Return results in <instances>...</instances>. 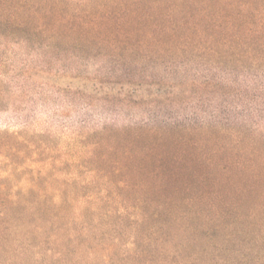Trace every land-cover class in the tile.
I'll use <instances>...</instances> for the list:
<instances>
[{"label": "rangeland", "instance_id": "374dc122", "mask_svg": "<svg viewBox=\"0 0 264 264\" xmlns=\"http://www.w3.org/2000/svg\"><path fill=\"white\" fill-rule=\"evenodd\" d=\"M187 145L248 159L203 213ZM0 197V264H264V0H0Z\"/></svg>", "mask_w": 264, "mask_h": 264}, {"label": "trees", "instance_id": "16d2710c", "mask_svg": "<svg viewBox=\"0 0 264 264\" xmlns=\"http://www.w3.org/2000/svg\"><path fill=\"white\" fill-rule=\"evenodd\" d=\"M139 87L131 89V91L138 92ZM188 146V145H187ZM245 148V147H243ZM194 149H197L196 147L188 146V148H185V181L182 180L181 176V170L183 167L184 162L180 163L177 171L175 172L174 176L171 178H165L166 180L164 182H161V184H168L170 187H172L171 192L176 196H181V193L185 191V206L190 207L193 205V207L196 209L197 213H203V207L202 203L207 201L209 205L215 204L214 202V190L217 185L220 183H226L230 179V175L232 172L244 164L246 160L242 157V151L236 150L230 155L227 159L223 161L221 158V154H223L224 148H210L209 146L203 145L202 152L200 151L196 153ZM249 157L254 156L258 151L254 149V147H246L244 149ZM202 154V155H201ZM201 156V157H200ZM170 171V170H169ZM157 172V171H155ZM163 172H168L167 166L163 169ZM167 175V174H166ZM143 181V180H142ZM214 182V183H213ZM152 183V189L154 191H157V195L159 196L162 191L159 190L158 186L155 182ZM175 196V197H176ZM182 198V197H180ZM2 197H0V206L2 204ZM100 202H102V197L99 195L96 197ZM177 199V200H178ZM64 199L58 198L56 201L63 202ZM183 200V199H182ZM179 201H167L166 207L169 209L166 210V213L163 212L165 210H158L155 209L154 211L148 213L145 212L144 209L138 208V215L134 213L133 211H129L130 209H125L124 213H126L127 217L131 219V227L132 230L136 231L138 229L137 225H141L142 223H146L150 219H156L162 224V227H167L169 222L173 219H175L173 216H168V213L170 212V209L177 208ZM207 203V204H208ZM126 205L128 203H125ZM135 208V205H130L129 207ZM128 207V206H127ZM192 207V208H193ZM140 210V211H139ZM168 211V212H167ZM182 213L184 214V211L182 210ZM181 213V214H182ZM190 212H187V208L185 209V219H189ZM180 214V215H181ZM218 221H227V218L229 216V211L222 208L218 210L216 213ZM117 219H121L120 215L116 216ZM6 215L4 211L0 210V219H5ZM171 219V220H170ZM119 223L126 224L122 220L119 221ZM128 226V224H127ZM161 226V225H160ZM158 227L153 226L150 227L149 231L147 233H143L144 237L146 239V243H149L151 241V238L156 235V229ZM40 230H42V227H39ZM190 228H187L188 230ZM84 230H87L86 227H84ZM140 234V227L137 233H132L131 238L133 241H130L129 245L132 246L131 250L123 249V253L127 256H134L137 257L141 254V249L139 248V240L141 239ZM209 235V234H208ZM56 238L58 241L57 246L59 247V250H56V255L60 256L59 260L62 261L63 258L69 253V251H65L63 241H69V239L72 238V236H66L60 237L58 234L51 235L49 238ZM115 240H117V237H114ZM13 242H15L13 240ZM49 251H53L52 248H49Z\"/></svg>", "mask_w": 264, "mask_h": 264}]
</instances>
